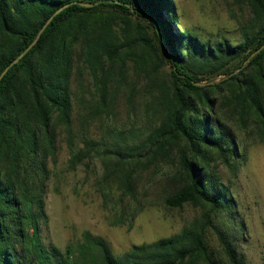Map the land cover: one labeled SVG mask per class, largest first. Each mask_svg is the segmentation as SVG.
<instances>
[{"label":"trees","instance_id":"1","mask_svg":"<svg viewBox=\"0 0 264 264\" xmlns=\"http://www.w3.org/2000/svg\"><path fill=\"white\" fill-rule=\"evenodd\" d=\"M233 2L249 8L237 42L183 27L175 0H0V264H224L210 232L230 264H247L218 222L237 203L211 163L236 173L248 153L241 135L264 143V0ZM120 97L142 126L106 124ZM61 135L69 170L100 159L113 224L133 225L140 171L161 159L177 166L166 206L200 214L122 256L91 230L65 248L45 242Z\"/></svg>","mask_w":264,"mask_h":264},{"label":"rangeland","instance_id":"2","mask_svg":"<svg viewBox=\"0 0 264 264\" xmlns=\"http://www.w3.org/2000/svg\"><path fill=\"white\" fill-rule=\"evenodd\" d=\"M175 3L181 25L203 38L226 35L237 42L240 39L239 20L249 15L246 5L240 8L233 0H175ZM132 76L130 81H133ZM142 83L140 80V86ZM84 85V94L89 100L92 93L97 92L87 74ZM125 102V98L120 97L115 116L106 119V124L129 127L133 122L142 126L140 116L131 117ZM63 137L59 136L57 162L50 163L52 179L45 198L49 216L43 226L45 242L65 248L69 243H76L83 231L91 230L109 241L115 255L122 256L134 244L152 242L180 231L184 224L200 214V209L191 204L180 208L166 206L164 198L177 184L172 178L177 166L171 160L161 159L140 171L134 201L140 210L133 225L113 224L97 184L103 173L100 159L96 158L89 166L69 170L70 154ZM241 138L248 153L236 173L220 161L211 163L216 174L230 186L237 203L236 214L226 212L218 222L235 237L247 264H264V143L253 134L241 135ZM230 217L233 219L228 220ZM209 241L223 263L230 264L214 232H210Z\"/></svg>","mask_w":264,"mask_h":264},{"label":"water","instance_id":"3","mask_svg":"<svg viewBox=\"0 0 264 264\" xmlns=\"http://www.w3.org/2000/svg\"><path fill=\"white\" fill-rule=\"evenodd\" d=\"M30 47H28L24 52H22L14 61L13 63H16L19 61L20 58L23 57V55L25 54V52L29 49ZM216 81H211V83H215ZM200 84H205V83H200Z\"/></svg>","mask_w":264,"mask_h":264}]
</instances>
